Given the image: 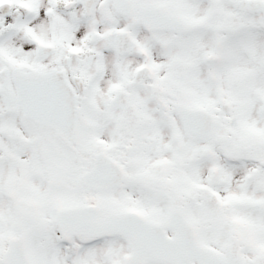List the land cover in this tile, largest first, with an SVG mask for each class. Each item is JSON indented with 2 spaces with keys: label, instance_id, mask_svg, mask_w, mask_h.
<instances>
[{
  "label": "snow or ice",
  "instance_id": "obj_1",
  "mask_svg": "<svg viewBox=\"0 0 264 264\" xmlns=\"http://www.w3.org/2000/svg\"><path fill=\"white\" fill-rule=\"evenodd\" d=\"M0 264H264V0H0Z\"/></svg>",
  "mask_w": 264,
  "mask_h": 264
}]
</instances>
